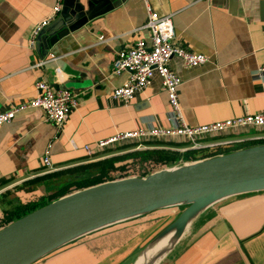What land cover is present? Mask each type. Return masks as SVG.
<instances>
[{"label":"crops","instance_id":"0c3cea01","mask_svg":"<svg viewBox=\"0 0 264 264\" xmlns=\"http://www.w3.org/2000/svg\"><path fill=\"white\" fill-rule=\"evenodd\" d=\"M55 1L0 2V113L37 98L41 78L56 91H73L79 103L60 132L39 108L19 111L0 125V230L52 203L54 185L43 176L49 144L55 172L68 173L87 162V148L97 150L120 134L175 125L158 76L129 105L112 98L128 77L113 73L117 54L138 39L150 41L143 29L144 0H64L33 50V29ZM150 2L157 16L172 17L177 45L209 59L197 68L179 58L170 62L182 80L179 98L188 126L264 112V80L254 79L264 65V0ZM263 135L252 131L242 138ZM185 209L162 208L100 229L33 264H137ZM158 264H264V191L209 207Z\"/></svg>","mask_w":264,"mask_h":264},{"label":"water","instance_id":"95a60500","mask_svg":"<svg viewBox=\"0 0 264 264\" xmlns=\"http://www.w3.org/2000/svg\"><path fill=\"white\" fill-rule=\"evenodd\" d=\"M261 191L264 144L161 170L145 178L104 182L55 200L0 230V264H33L92 232L162 208L186 206L152 243L177 230L180 234L175 244L192 221L215 203ZM130 212L136 214L84 232L94 223Z\"/></svg>","mask_w":264,"mask_h":264},{"label":"built area","instance_id":"2783aa9c","mask_svg":"<svg viewBox=\"0 0 264 264\" xmlns=\"http://www.w3.org/2000/svg\"><path fill=\"white\" fill-rule=\"evenodd\" d=\"M63 4L64 0H56L50 15L33 29L30 38V47L33 50L35 49L39 34L59 16L62 12ZM144 4L148 20L143 29L149 31L150 41L138 39L132 47L117 54L113 64V73L117 76L127 74L128 77L122 86L117 87L113 91L112 98L123 105H129L135 96L148 88L153 78L158 76L161 79V88L168 96L171 108L170 118L175 121V125L170 129H149L120 134L106 142L99 143L97 150L87 148L88 155L92 156L96 151L98 152L114 142L133 138L168 137L191 140L204 136L214 137L232 133H249L252 131L264 133V112L204 126L190 127L186 124L179 98L182 80L171 69L170 62L173 58H179L185 66L197 68L206 65L209 59L205 55L177 45L175 43L176 32L172 17L157 16L150 0H144ZM44 65V61H37L36 63V66L39 67H43ZM254 79L264 80V65L255 71ZM36 88L39 92L37 98L0 113V125L11 123L15 114L19 111L29 108H39L43 110L46 122L53 124L59 132L62 130L69 116L79 104L77 95L69 89L56 91L49 82L42 78L37 81ZM258 142H264V135L250 139L242 138L230 141L225 145H242ZM43 165L46 170L55 172L51 161V144L48 145L45 152Z\"/></svg>","mask_w":264,"mask_h":264},{"label":"rangeland","instance_id":"374dc122","mask_svg":"<svg viewBox=\"0 0 264 264\" xmlns=\"http://www.w3.org/2000/svg\"><path fill=\"white\" fill-rule=\"evenodd\" d=\"M245 134L246 133H232L214 137L204 136L191 140L168 137H141L122 140L109 144L94 155L89 156L87 162L83 166L77 167L74 171L56 173L45 170L43 176L47 177L50 184L54 185L53 190L55 187H63L67 179H73L76 176L83 175L82 172L86 170H92L94 172L93 175L99 177L104 175L106 178L108 177L110 179L108 181L131 177L145 178L161 170L178 168L212 158L203 157H206V154H210L214 150L229 146L225 145L227 142L242 139ZM158 154H169L171 157L170 159L174 160V164L172 166L162 167L146 159L148 155L156 156ZM193 155L198 156V159L189 160L188 157ZM68 195L70 194H66L62 197Z\"/></svg>","mask_w":264,"mask_h":264},{"label":"trees","instance_id":"16d2710c","mask_svg":"<svg viewBox=\"0 0 264 264\" xmlns=\"http://www.w3.org/2000/svg\"><path fill=\"white\" fill-rule=\"evenodd\" d=\"M262 143L264 142L225 146V147L219 148L218 150H214L210 154H206L207 156L205 155L206 157H203V158L216 157L219 155L231 153L233 151H237V150L249 147V146H254V145H258ZM170 158L171 157L169 156V154H158L156 156L148 155L146 157L148 161L154 162L156 163L155 165L162 166V167L172 166L174 164V160ZM188 158L189 160H197L198 156L193 155ZM82 173L83 175L81 176H76L73 179L72 178L67 179V181L63 184V187L61 188L55 187V189L53 190V194L49 198V202L58 200L59 198H61L62 196L66 194H71L81 189H84V188H87L93 185H98L100 183L110 180L108 177L106 178L104 175L101 177L93 175L94 172L92 170H86V171H83ZM58 185H55V186H58Z\"/></svg>","mask_w":264,"mask_h":264},{"label":"bare ground","instance_id":"6f19581e","mask_svg":"<svg viewBox=\"0 0 264 264\" xmlns=\"http://www.w3.org/2000/svg\"><path fill=\"white\" fill-rule=\"evenodd\" d=\"M191 200H193V199H191ZM135 212L122 214V215H120L121 217L114 218V219L109 220V221L94 223L91 226H89L90 228L86 229L84 232H88L92 229H96V228L101 227L103 225H108V224L123 220L124 218H127L128 216L135 215L136 214ZM179 234H180V231L174 230L170 234H168L167 236L161 238L159 241L152 244L149 248H147L141 254V256L138 258L137 264H158L159 261L164 257L165 253L174 244V242H175L176 238L179 236Z\"/></svg>","mask_w":264,"mask_h":264}]
</instances>
